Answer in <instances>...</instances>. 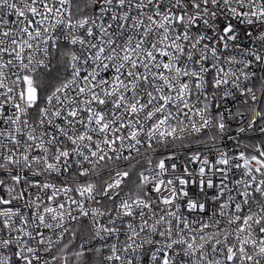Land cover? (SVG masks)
I'll list each match as a JSON object with an SVG mask.
<instances>
[{
    "label": "snow or ice",
    "instance_id": "1",
    "mask_svg": "<svg viewBox=\"0 0 264 264\" xmlns=\"http://www.w3.org/2000/svg\"><path fill=\"white\" fill-rule=\"evenodd\" d=\"M0 264H264V0H0Z\"/></svg>",
    "mask_w": 264,
    "mask_h": 264
}]
</instances>
